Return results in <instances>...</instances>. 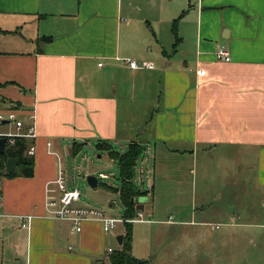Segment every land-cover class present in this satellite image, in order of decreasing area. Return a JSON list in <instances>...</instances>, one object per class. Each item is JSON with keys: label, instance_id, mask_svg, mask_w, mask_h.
Segmentation results:
<instances>
[{"label": "crops", "instance_id": "crops-1", "mask_svg": "<svg viewBox=\"0 0 264 264\" xmlns=\"http://www.w3.org/2000/svg\"><path fill=\"white\" fill-rule=\"evenodd\" d=\"M217 46L227 48L228 62L216 58ZM125 60L154 68L132 70ZM7 112L17 114L21 132L34 127L35 153L32 177L2 181L0 264H111L125 224L135 259L153 264L147 254L162 231L157 264L207 263L198 253L166 259L183 246L209 250L204 260L218 264L233 260L251 229H264V0H0V113ZM15 134L14 124L0 125V136ZM90 140L152 152L160 184L151 193L175 201L176 219L153 220L155 206L145 215L136 203L133 218H120L121 245L111 250L118 224L105 233L100 221L85 220L74 232L70 222L47 218L59 153L71 143L75 156ZM199 147L208 161L198 162ZM191 164L205 170L198 191L185 179ZM19 216L33 217L28 228Z\"/></svg>", "mask_w": 264, "mask_h": 264}, {"label": "rangeland", "instance_id": "rangeland-1", "mask_svg": "<svg viewBox=\"0 0 264 264\" xmlns=\"http://www.w3.org/2000/svg\"><path fill=\"white\" fill-rule=\"evenodd\" d=\"M138 62V61H137ZM2 125V124H1ZM141 127V126H140ZM137 128L136 132L140 129ZM145 135L141 136V139H144ZM97 141L90 140L87 144L82 142L79 152L77 155L73 156L71 151L72 144L64 146L66 151H62L59 153V158L61 161V168L64 172V176L66 179V184L76 187L80 191L81 197L78 205L84 208L95 209L104 213L106 217L112 219H120L123 218L125 214L124 206L121 202L120 196L118 193H115L114 190L120 188V173L118 164L109 156L106 151H100L96 148ZM33 145V143H32ZM114 151L117 153H124L126 151V144L113 145ZM153 147V146H152ZM148 153V155H147ZM153 154L145 151L141 154L139 158L132 183L135 188L143 193V196L138 198L140 204L145 205V209L143 210V214H149L151 206H155V210L157 211L156 215H153L151 218L156 221H166L169 217L176 219L175 211H170L172 209L173 200L166 201L163 196L158 194L152 195L151 188L153 185L159 187V181L154 179V169H153ZM206 156V161L209 160V155L205 151H202L199 147L198 149V162L200 163V157ZM190 169L192 172H188L186 174V180L191 183L196 184V189H199V179L202 176V171H205L200 165H196L195 167L191 164ZM210 171V170H207ZM210 173V172H209ZM100 175L105 176L106 179H101ZM88 177H93L97 180V187L92 188L87 181ZM3 181V180H2ZM160 184V183H159ZM109 187V188H107ZM252 187V184H251ZM251 191L256 195V192L253 188ZM261 194V192H260ZM260 194L255 199L260 198ZM198 195H196L197 197ZM190 198V197H189ZM172 199V198H171ZM226 205V202L224 203ZM251 208L261 211L259 209V202L257 200L250 201ZM169 207V208H168ZM136 215V214H135ZM218 226H220L219 220H217ZM216 225V224H215ZM141 227V225L134 224V231L137 232V228ZM209 230L210 227H208ZM124 230V226L122 224H118L117 228L114 232L109 233V241L106 244V249L110 248L111 250H116L118 247L117 239L119 233H122ZM166 231V229H164ZM169 231V230H168ZM167 232V231H166ZM218 232V231H217ZM193 230H186L185 234H190L191 239L187 240V242H192L193 238ZM216 231L212 232V236L214 237ZM164 237V238H163ZM167 234L157 235L151 241V250L153 252V256L147 254L151 257V261L153 264H157V261L164 259L162 253V243L166 241ZM204 238H210V235H204ZM177 239V238H176ZM201 240L200 236L196 237L194 241ZM246 244L237 249L233 260H229L228 262L218 263V264H264V229H251V232L248 236L245 237ZM186 242V240H183ZM170 252L166 256V259L178 258L179 254L183 255L180 257L184 261H191L190 257L193 253H198L200 255V262L206 264L210 259H205V254L209 252L204 248H189L183 246L181 249L178 248H169ZM243 251L253 252V256L250 258H246L242 256ZM9 256V254H8ZM1 250H0V259H1ZM7 257V253L5 254ZM250 262H248V260ZM220 261V259H219ZM6 264V263H5ZM152 264V263H151Z\"/></svg>", "mask_w": 264, "mask_h": 264}, {"label": "built area", "instance_id": "built-area-1", "mask_svg": "<svg viewBox=\"0 0 264 264\" xmlns=\"http://www.w3.org/2000/svg\"><path fill=\"white\" fill-rule=\"evenodd\" d=\"M215 54L218 60H221L223 62H228L230 60L229 52L224 46H217ZM124 62L132 70H152L154 68L153 64L149 62L138 63L134 60H125ZM197 74L199 76H204L205 71L201 69L197 72ZM4 123L14 124L17 131V134L15 135L0 136L6 139V145H12L14 143V138L16 137L27 138L31 141L35 139V130L33 126L28 127L26 132H21L23 124L17 119V114L15 112L0 113V125ZM34 153V145H31L28 148L26 154L32 157ZM59 163L60 162H58V170L55 179L53 180V182L48 184L46 188V198L44 204L45 216L54 221L70 222L71 229L74 232H80L81 223L85 220L100 221L102 223V229L105 233L114 230L117 224L121 223L122 220L106 217L101 211L95 209L76 206V203L79 202L81 197L80 191L76 188L67 187L64 172L60 168ZM3 178L4 173L0 170V211L2 208L3 199ZM137 216L138 219L141 221L142 215L140 213H137ZM32 218V216H19L17 220L20 221L21 228H28Z\"/></svg>", "mask_w": 264, "mask_h": 264}, {"label": "trees", "instance_id": "trees-1", "mask_svg": "<svg viewBox=\"0 0 264 264\" xmlns=\"http://www.w3.org/2000/svg\"><path fill=\"white\" fill-rule=\"evenodd\" d=\"M172 33L174 36V47L179 43V38L176 33V21L172 25ZM47 38L46 40H48ZM32 145L27 138H14L12 145H6L5 152L0 154V170L4 173V177L14 178L22 176L29 178L33 176V159L26 154L28 148ZM96 148L100 151H106L109 156L118 164L120 173V188L114 190L120 196L121 202L124 206L125 214L123 218L131 219L136 214L135 203L132 199L143 196V193L136 190L133 180L134 168L137 159L140 157L143 148L136 143L128 145L124 153H117L108 144L98 142ZM9 158H15L18 161L17 167L11 172L7 173L5 170L6 161ZM109 188V187H107ZM125 236L119 251L111 253V264H148L147 261L135 259L130 255L132 233L130 224H125Z\"/></svg>", "mask_w": 264, "mask_h": 264}, {"label": "water", "instance_id": "water-1", "mask_svg": "<svg viewBox=\"0 0 264 264\" xmlns=\"http://www.w3.org/2000/svg\"><path fill=\"white\" fill-rule=\"evenodd\" d=\"M5 145H6V139L0 137V154H3L5 152ZM18 165V161L15 158H9L6 161L5 164V170L7 173H11ZM88 184L92 187L95 188L97 185V180L93 177H88L87 178ZM140 198V197H139ZM136 199H132L133 203H137L139 206L136 208V210H142L143 209V205L140 204L139 200ZM121 236L117 239L118 240V244L121 245Z\"/></svg>", "mask_w": 264, "mask_h": 264}]
</instances>
